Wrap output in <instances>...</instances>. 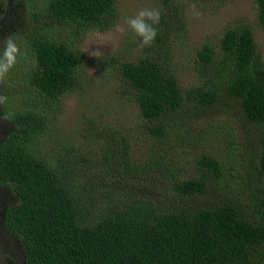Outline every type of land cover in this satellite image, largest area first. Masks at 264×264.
<instances>
[{
	"label": "trees",
	"instance_id": "1",
	"mask_svg": "<svg viewBox=\"0 0 264 264\" xmlns=\"http://www.w3.org/2000/svg\"><path fill=\"white\" fill-rule=\"evenodd\" d=\"M253 1L264 27V0ZM115 3L49 0L30 16L36 26L29 29L26 44L36 66L29 81L38 95L57 100L69 93L77 86V72L85 61L65 41L45 33L47 28H75L79 36L87 28L109 26ZM161 23L165 27L152 44L153 54L137 63L124 62L118 69L147 122L148 132L164 136L173 117L185 113L194 102L212 107L218 101V87L223 85L243 119L258 130L257 169L264 179V68L251 28L228 30L218 50L205 44L197 60L217 77V82L184 93L161 56L169 53L172 33L186 26L177 11L169 20L161 15ZM11 119L13 129L0 144V187L9 188L13 196L3 225L18 240L25 264H264V183L256 192L249 218L242 208L228 202L211 208L160 212L147 200L117 199L103 208L93 223L85 224L81 202L87 205L93 186L85 181L73 188L75 182L71 181L82 158L77 157V168L69 159L63 160L62 167L50 165L29 146L44 127L43 118L25 112ZM199 165V178L174 183L179 196H204L213 185L211 173L215 180L220 178L217 159L204 156ZM107 167L111 173L116 171L112 165ZM129 168L127 174L138 171Z\"/></svg>",
	"mask_w": 264,
	"mask_h": 264
},
{
	"label": "rangeland",
	"instance_id": "2",
	"mask_svg": "<svg viewBox=\"0 0 264 264\" xmlns=\"http://www.w3.org/2000/svg\"><path fill=\"white\" fill-rule=\"evenodd\" d=\"M48 2L0 0V54L9 37L21 51L17 64L0 80V94L7 97L0 104V144L13 129L14 114L32 112L43 118L44 127H40L29 143L30 149L57 167L69 159L77 168V157L82 158L71 181L75 182L73 188L85 181L93 186L87 205L81 202L85 224L93 223L102 209L117 199L147 200L160 212L181 207L211 208L228 202L242 208L249 218L256 192L264 183L257 169L258 130L243 119L224 86L218 87L215 105L202 107L198 102L192 103L185 113L173 117L167 132L160 137L148 132L147 122L133 95L123 85L118 69L124 62L137 63L153 54V43L141 48L140 39L125 23L141 8L159 11V23L154 25L157 34L165 27L161 15L166 20L174 11L181 15L186 28L172 33L169 53L161 58L178 77L184 93L216 84L217 77L201 67L197 53L207 43L218 50L223 34L230 29L251 28L264 68V27L259 22L256 3L253 0H116L109 26L87 28L79 36L75 35V28H47L45 33L65 41L85 58L77 72V86L61 98L50 100L38 95L30 85L29 76L36 61L26 44L29 29L36 26L30 16ZM117 25L127 29L123 35L115 32ZM94 51H100L99 58L90 54ZM204 156L218 160L220 178L215 180L211 173L209 179L213 185L204 196H179L174 183L199 178L202 174L199 161ZM108 165L116 171L111 173ZM129 167L138 171L127 174ZM12 203L11 190L0 187V256L3 257L0 264H25L18 240L3 225L5 212Z\"/></svg>",
	"mask_w": 264,
	"mask_h": 264
},
{
	"label": "clouds",
	"instance_id": "3",
	"mask_svg": "<svg viewBox=\"0 0 264 264\" xmlns=\"http://www.w3.org/2000/svg\"><path fill=\"white\" fill-rule=\"evenodd\" d=\"M160 20V13L156 9L141 8L134 16L128 17L125 20L128 28L140 39V47L151 46L154 42L157 31L154 25L158 24ZM123 25H117L115 32L123 35L126 32ZM92 56L99 58L100 51L90 53ZM21 55L20 48L15 41L9 37L6 45L0 54V80H3L8 72L17 64L18 57ZM7 97L0 94V104H4ZM0 259H3L0 256Z\"/></svg>",
	"mask_w": 264,
	"mask_h": 264
}]
</instances>
